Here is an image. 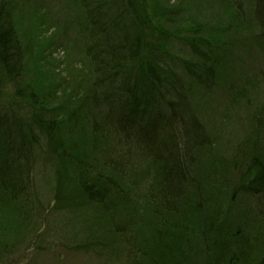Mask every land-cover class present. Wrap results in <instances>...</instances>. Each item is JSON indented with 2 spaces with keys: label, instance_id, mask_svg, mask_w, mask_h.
<instances>
[{
  "label": "trees",
  "instance_id": "obj_1",
  "mask_svg": "<svg viewBox=\"0 0 264 264\" xmlns=\"http://www.w3.org/2000/svg\"><path fill=\"white\" fill-rule=\"evenodd\" d=\"M224 2L228 24L210 41L165 28L180 9L162 0H68L78 21L66 56L83 59L70 80L53 59L65 28L52 30L37 0H0V264H21L35 243L34 264L59 231L101 264H264V104L232 154L199 114L223 76L220 53L241 42L240 0ZM176 39L192 60L171 63Z\"/></svg>",
  "mask_w": 264,
  "mask_h": 264
},
{
  "label": "rangeland",
  "instance_id": "obj_2",
  "mask_svg": "<svg viewBox=\"0 0 264 264\" xmlns=\"http://www.w3.org/2000/svg\"><path fill=\"white\" fill-rule=\"evenodd\" d=\"M37 1L41 10L46 13L47 18L53 24L52 30L59 27L65 28L62 34L64 39H57L56 44L60 47L56 49L53 59L56 60L55 65L60 73L59 77L71 80L72 74H74L71 66L78 64L75 61L83 60L78 49L71 52L69 58L66 56V46L76 45V36L71 25L74 21H78V14L69 6L68 0ZM162 2L163 5L168 3V7L177 6L180 9L179 13L174 16L171 15L166 18L164 15L162 17L167 20L164 24L165 28L171 25V28L175 30L200 31V36L210 40L212 33L210 27L224 28L228 24L227 15L224 13V0H162ZM254 6V0H240L241 14L238 22L242 27L239 26L241 30L238 40L241 42L237 41V46L230 52L220 53L218 70L223 76L220 79L217 76V86L206 94L202 93L201 97L198 98V101H201L199 114L207 131L211 136L216 137L218 144L224 147L226 153L229 154L236 152V146L245 137L243 127L249 129L247 126L249 115L252 111L261 112V106L264 104V53L262 47L257 43L259 32L254 16ZM224 17L225 19H223ZM193 24H199L203 28L197 29ZM230 35L233 37L235 34L231 32ZM196 36L200 37L198 33ZM171 57L175 58L171 60V63L176 65L180 64L182 60H192L189 47L177 39L173 40L171 44ZM194 90L197 92L195 88ZM239 91H241V97L245 101L244 104H241L240 99L235 98ZM72 92L65 91L62 85L58 90L57 97L59 96V100H66V96ZM85 110L90 119L93 118V115L94 118L101 119L103 115L102 107H89ZM227 146L231 149L228 150ZM48 152L53 153L55 151L49 149ZM53 158L55 159V156ZM41 166L42 164L39 162L34 165V173L40 172L38 177L34 175L35 184L39 196L42 194L45 196ZM49 170L50 167L47 168V174L45 172L44 185H46V180L52 179ZM58 222L65 226L67 221L59 220ZM74 244L72 235L66 233L64 236L59 231L57 237H47L40 249L36 250L34 264H101L97 259L74 249ZM34 245L35 243H32L30 247L22 248L24 258L20 259L21 264L31 260L33 248L36 249Z\"/></svg>",
  "mask_w": 264,
  "mask_h": 264
},
{
  "label": "bare ground",
  "instance_id": "obj_3",
  "mask_svg": "<svg viewBox=\"0 0 264 264\" xmlns=\"http://www.w3.org/2000/svg\"><path fill=\"white\" fill-rule=\"evenodd\" d=\"M26 66H29L28 63L26 64ZM30 67V66H29Z\"/></svg>",
  "mask_w": 264,
  "mask_h": 264
}]
</instances>
